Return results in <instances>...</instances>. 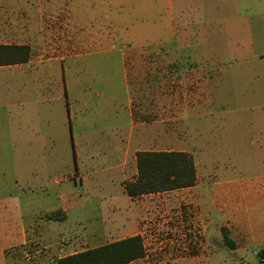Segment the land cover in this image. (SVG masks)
Masks as SVG:
<instances>
[{
	"label": "rangeland",
	"instance_id": "rangeland-1",
	"mask_svg": "<svg viewBox=\"0 0 264 264\" xmlns=\"http://www.w3.org/2000/svg\"><path fill=\"white\" fill-rule=\"evenodd\" d=\"M235 2L228 14L234 24L209 29L187 17L175 25L173 41L141 48L107 39L108 28L90 23V14L84 31L100 37L77 40L74 24L65 28L59 20L58 6L43 20L49 35L31 41L30 49L32 62L59 60L0 68V193L14 186L24 190L16 192L19 202L8 203H20L25 224L35 222L37 235L47 237L17 247L19 259L29 258L20 264H53L135 235L143 240L145 257L131 264H264V213L244 223L230 206L223 208L235 200L227 191L260 176L264 166L257 147L264 133V0ZM80 6L75 10L85 13ZM205 30L214 37L206 50L213 53L220 43L222 57H205ZM207 64L217 71L207 73ZM206 74L212 103L205 98ZM161 95L170 107L164 129L176 132L173 148L192 156L195 188L129 199L124 184L135 178L132 153L124 178L119 168L131 130L129 99L138 112L135 123L144 121L154 140ZM172 146L153 143L148 150ZM228 180L234 184L226 185ZM63 197L74 208L56 217ZM222 227L233 250L223 243Z\"/></svg>",
	"mask_w": 264,
	"mask_h": 264
},
{
	"label": "crops",
	"instance_id": "crops-1",
	"mask_svg": "<svg viewBox=\"0 0 264 264\" xmlns=\"http://www.w3.org/2000/svg\"><path fill=\"white\" fill-rule=\"evenodd\" d=\"M54 1L55 0H0V45H28L30 47V43H32L31 41L45 39L49 35V31L43 20L50 14L52 8L56 9L58 6L61 12L59 20L65 25V28H68V24H74V30H72L71 33L75 34L77 40H83L85 38L96 39L100 37L98 31H84V24L87 21L86 19L92 16L91 19H88L91 21L90 23L98 22V24L100 23L103 25L104 29L105 27L108 28V31L105 32L107 34V39L127 43L133 48H141L148 45H163L173 41L176 35L175 25L184 22V18L187 17L189 19H186V22L208 25L209 29L211 24H234L237 21V19H230V17H228V14L233 13V9L237 8V2H235V0H215V2L213 0H78L79 2H76V4L74 3V0H65L62 4L59 3V5L58 3L55 4ZM77 5H81V10L86 6V12L81 14L76 11L75 7ZM185 8H187V10H185ZM224 11H226V13H224ZM95 17H97L96 20L94 19ZM70 29H73V27ZM205 33L204 40H206V44H204L203 50L205 57H222L223 52L221 47H219L220 43L218 46L216 41L218 49L217 47L214 48L215 52L213 53L207 51L212 50L211 47L213 46L212 43L214 37L210 30H205ZM87 34H91V36H87ZM31 57L32 52L27 63L9 67H33L38 64H45L59 60L58 58H55L49 59L47 62H32ZM204 68L207 73L217 71L216 65L212 64H207ZM159 79L163 81L164 78L160 77ZM209 79H211V76L206 74L205 88L207 93L205 90V98L209 103H212V84ZM2 95L3 90L1 79L0 104L2 103ZM132 102L133 100L130 98L129 113L131 118V130L125 139L123 154L119 163L121 178L125 177L124 170L126 155L133 154L132 170L136 177L137 170L135 155L137 152L153 151L148 150L149 145H152L153 143L156 146H164L165 144H170L172 146L176 139V132L172 131L171 133H168L164 129V115L165 113H169L170 107L169 105L167 107L164 106V98L162 95L159 106L155 111V114L158 117L157 126L159 131L156 133L154 140H150L149 136L146 134L147 127H145L146 123L144 121L135 123L134 115H137L138 112L132 105ZM0 109H2L1 106ZM171 110L173 113V109ZM141 113L143 116L146 114L142 109ZM3 120V114L1 111L0 132H2ZM169 120L173 119H168V122H170ZM258 138L260 143L257 144V147L264 152V133H260ZM157 151L185 152L176 150L173 146L169 150ZM261 167L260 176L249 181L242 180L241 182H237L236 184L239 183V186H236V191H231L232 188L227 191V193H231L232 200H235L233 203L224 204L223 208L227 209L230 206L231 213L240 218L239 220L244 223L247 218L249 219L250 216L256 215L257 212L261 215L264 213V166ZM75 175L76 180L79 179L82 182L77 171ZM251 183L255 184L257 188H253V186H245ZM225 184L230 186L234 183L233 181L228 180ZM194 188L195 186L182 190H191ZM19 190L21 192L24 191L20 189L19 186H14L12 187L11 192L0 193V264H20L21 260H26L28 262V255L19 259L15 253V249L17 247L30 245L33 241L37 240V238L40 241H47L46 236L37 235V225L35 222H33V224L28 221L27 224H25L24 218L21 215L20 203H18L19 201L16 197V192ZM172 192L174 191L161 194H170ZM127 197L133 199L129 196ZM10 198L16 199L18 205L9 204L8 200ZM72 208L74 207L69 203V200L63 197L61 199V206L58 210L53 212L57 215L60 214L59 212H62L66 216V210H71ZM34 217H36V214L31 215L33 220ZM48 246L51 245L49 244ZM62 257H59L58 259ZM55 262L53 264H55Z\"/></svg>",
	"mask_w": 264,
	"mask_h": 264
},
{
	"label": "trees",
	"instance_id": "trees-1",
	"mask_svg": "<svg viewBox=\"0 0 264 264\" xmlns=\"http://www.w3.org/2000/svg\"><path fill=\"white\" fill-rule=\"evenodd\" d=\"M28 45H0V67L28 62ZM137 175L124 184L127 196L140 198L194 187L197 181L193 158L186 152L143 151L136 153ZM54 216L58 217L56 213ZM222 239L230 250L235 248L228 231L221 228ZM145 257L141 236H130L58 259L55 264H130Z\"/></svg>",
	"mask_w": 264,
	"mask_h": 264
}]
</instances>
